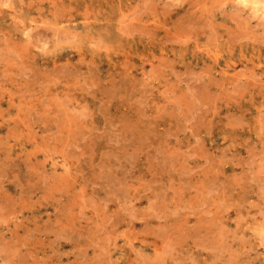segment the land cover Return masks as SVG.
<instances>
[{
  "label": "rangeland",
  "instance_id": "obj_1",
  "mask_svg": "<svg viewBox=\"0 0 264 264\" xmlns=\"http://www.w3.org/2000/svg\"><path fill=\"white\" fill-rule=\"evenodd\" d=\"M263 11L0 0V264H264Z\"/></svg>",
  "mask_w": 264,
  "mask_h": 264
},
{
  "label": "bare ground",
  "instance_id": "obj_2",
  "mask_svg": "<svg viewBox=\"0 0 264 264\" xmlns=\"http://www.w3.org/2000/svg\"><path fill=\"white\" fill-rule=\"evenodd\" d=\"M55 1V0H54ZM246 1H249V2H251V3H254V4H256L257 2H258V0H256V1H252V0H246ZM2 2V1H1ZM201 5H203L202 3H201ZM261 5V4H260ZM259 6V5H258ZM56 7V6H55ZM71 7V6H70ZM251 8H253V7H251ZM59 9V8H58ZM257 9H258V7H257ZM260 10V9H259ZM263 10V9H262ZM261 12V11H260ZM264 12V11H263ZM204 13V12H203ZM56 14V13H55ZM123 14V13H122ZM262 14V13H261ZM203 15V14H202ZM201 17V16H200ZM131 20V19H130ZM178 22V21H177ZM138 30H136V32H137ZM58 32V31H57ZM134 32V31H133ZM52 33V32H51ZM57 34H59V33H57ZM70 34V33H69ZM52 35V34H51ZM72 36V35H71ZM126 36V35H125ZM49 37V36H48ZM66 37V36H65ZM180 37V36H179ZM61 38V37H60ZM67 38V37H66ZM161 38V37H160ZM181 38V37H180ZM39 39V38H38ZM43 39V38H42ZM75 39V38H74ZM228 39H230V37L228 38ZM44 40V39H43ZM39 41V40H38ZM50 41V40H49ZM102 41V40H101ZM173 41V40H172ZM236 40L234 39V42H235ZM57 42V41H56ZM171 42V41H170ZM181 42V41H180ZM45 43H46V41H45ZM56 44V43H55ZM24 45H25V43H24ZM24 50V49H23ZM27 50V49H26ZM22 51V50H21ZM159 59V58H158ZM172 62V61H171ZM128 63V62H127ZM31 67V66H30ZM158 67V66H157ZM247 68V67H246ZM27 69V68H26ZM28 69H30V68H28ZM203 71V70H202ZM248 71V70H247ZM233 74V73H232ZM243 75V74H242ZM231 81V80H230ZM260 82V81H259ZM24 85V84H23ZM197 85V84H196ZM69 87V86H68ZM133 87V86H132ZM193 87V86H192ZM245 89V88H244ZM227 90V89H226ZM200 91V90H199ZM217 93V92H216ZM226 93V92H225ZM240 93V92H239ZM179 94V93H178ZM181 95V94H180ZM218 96V95H217ZM210 97H212V96H210ZM213 98V97H212ZM68 99V98H67ZM52 101V100H51ZM70 101H71V99H70ZM176 103V102H175ZM47 107H49V105H46ZM61 106V105H60ZM186 106H187V104H186ZM43 107V106H42ZM166 107V106H165ZM65 108V107H64ZM161 110V109H160ZM159 110V111H160ZM65 111V110H64ZM63 111V112H64ZM187 111V110H186ZM60 112V111H59ZM59 112H56V113H59ZM160 112H163V110L162 111H160ZM159 112V113H160ZM81 113V112H80ZM187 113H188V111H187ZM156 114V113H155ZM60 116H61V114H60ZM59 116V117H60ZM58 117V118H59ZM64 117V116H63ZM182 117V116H181ZM69 118H71V117H69ZM63 120V119H62ZM70 120V119H69ZM71 120H73V119H71ZM78 120H80V119H78ZM59 121V120H58ZM65 121V120H64ZM62 122V121H61ZM70 122V121H69ZM82 122V121H81ZM70 123H72V122H70ZM191 123V122H190ZM261 123V122H260ZM63 124H65V123H63ZM60 125V124H59ZM72 125V124H71ZM263 125V124H262ZM73 126V125H72ZM72 126L70 127V128H72ZM195 126V125H194ZM61 127V126H60ZM77 127V126H76ZM80 127V126H79ZM63 128V127H62ZM69 128V127H68ZM58 129V128H57ZM124 129V128H123ZM262 129V128H261ZM59 130V129H58ZM69 130H71V129H69ZM69 130H68V132H69ZM80 130H82V129H80ZM67 131V130H66ZM83 131V130H82ZM62 132V131H61ZM60 132V133H61ZM71 132V131H70ZM65 135H66V133H65ZM76 136V135H75ZM83 136V135H82ZM77 137V136H76ZM56 138V137H55ZM73 138V137H72ZM69 140V139H68ZM92 141V140H91ZM62 143V142H61ZM73 144V143H72ZM64 145V144H63ZM162 149V148H161ZM45 197V196H44ZM82 209V208H81ZM83 210V209H82ZM219 215V214H218ZM214 235V234H213ZM220 241H222V239L220 240ZM167 246V245H166ZM163 255V254H162ZM20 257V256H19Z\"/></svg>",
  "mask_w": 264,
  "mask_h": 264
}]
</instances>
